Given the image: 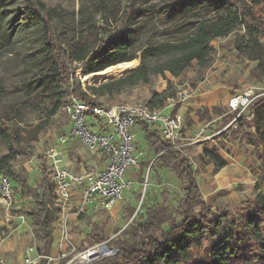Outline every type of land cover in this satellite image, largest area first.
<instances>
[{"label": "trees", "instance_id": "obj_1", "mask_svg": "<svg viewBox=\"0 0 264 264\" xmlns=\"http://www.w3.org/2000/svg\"><path fill=\"white\" fill-rule=\"evenodd\" d=\"M17 3L20 4L15 13L17 29H42L39 62L44 67L34 106L44 105L46 121L33 130L35 136L69 99L76 98L93 106L103 105L99 98L118 96L138 85L149 86L152 77L166 79L168 74L176 79L193 63L204 68L211 62L213 42L240 31L243 35L237 41V49L256 63L252 76L264 79V0H249V3L243 0H175L173 6L177 9L193 13L203 8L207 16L197 18L193 31L183 39L147 45L139 53L129 49L132 35L126 25L133 14L129 0H124L123 9L109 16L99 10V15L103 14V24L89 26L67 46L59 41L55 32L56 11L47 9L41 0H0V24L4 12ZM100 6H106L103 0ZM211 8L214 15L208 17ZM109 19H120L114 33L109 28ZM137 59L139 64L134 69L99 84L83 85L76 76L78 70L83 78ZM171 88L169 84L152 90L145 106L163 109L168 100L175 98L176 92ZM4 94L0 85V146L5 150V154L0 155V174L10 179L13 200L20 201L19 212L31 220L43 243L40 253L48 256L52 228L59 213L54 205L51 172L47 159L38 157L41 180L34 188L12 168V163L27 153L30 142L17 121L18 112L3 105ZM211 111L221 113L216 107ZM248 112L252 118H240L236 130H247L244 138L254 147L259 163L260 176L254 184L256 195L251 204L242 205L235 212L212 210L202 200L190 159L164 142L153 126L140 123L142 137L161 165L173 170L177 178L186 183L184 195L177 209L165 203L148 209L143 222L129 225L113 242L115 254L92 264H264V194L260 190L264 183V96L255 99ZM203 113L210 112L204 109ZM202 155L213 165L214 173L227 165L216 151L203 150ZM148 167L149 163L142 161L139 170L142 172ZM134 212L133 207L128 208L129 217ZM175 214L180 216L179 222ZM40 264H46V260Z\"/></svg>", "mask_w": 264, "mask_h": 264}, {"label": "rangeland", "instance_id": "obj_2", "mask_svg": "<svg viewBox=\"0 0 264 264\" xmlns=\"http://www.w3.org/2000/svg\"><path fill=\"white\" fill-rule=\"evenodd\" d=\"M101 1L41 0L47 9L56 11L55 32L59 41L65 46L84 33L89 26L96 23L103 24V14L99 15V10L102 9L103 13L109 16L123 9L125 5L124 0H103L106 5L103 7L100 6ZM129 1L133 7V14L127 22L126 29L132 35L129 49L136 53L147 45L177 42L183 39L193 31L197 18L207 16L203 8L193 13L183 12L173 6L175 0ZM243 1L249 3V0ZM19 7L20 4L17 3L11 6L10 10L5 11L0 24V33H2L0 34V85L5 91L2 98L3 105L18 112L17 121L23 135L30 142L27 153L19 156L12 163V168L35 188L41 180L38 157L44 156L45 151L56 142L69 123L66 114L60 109L55 116L47 120L44 130L35 136L33 130L46 121L44 105L34 106L36 95L41 89L39 79L44 67L39 62L42 29L40 27H18L17 29L18 18L16 19L15 13L17 14ZM213 15L211 8L208 17ZM119 22L120 19L116 21L109 19V28L113 33L119 28ZM242 35L243 31H240L239 34L214 41L211 62L204 68L193 63L176 79L168 74H166V79L155 76L152 77V83L149 86L138 85L118 96L99 98V102L104 106L121 103L145 105L152 90L157 87H167L169 84L172 87L171 90L176 93L181 89H188L192 94L189 100L194 99L199 90L203 94H209L217 88H228L231 89V96H233L247 87H255L264 79H256L252 76L256 63L249 60L246 53L242 54L237 49V41ZM135 61L137 62L135 66H137L139 61L138 59ZM120 72L122 71L116 69L106 78L95 77L87 82H83L79 76L80 70L77 71L76 76L83 85H92L125 74ZM216 108L219 107L216 106ZM204 109L206 108H199L194 119L189 116V112L184 114L186 119L181 132L182 137L187 140L182 143H187V145L178 149L192 163L204 203L217 212H235L242 205H248L254 201L256 195L254 184L260 176L257 155L254 147L244 138V132L247 131L245 128L237 130L229 128L224 131L222 136L225 142L216 141L213 144L202 141L190 144L191 135L199 125L207 126L205 134L209 135L208 130L212 126L225 128L231 120L232 116H226L221 121L213 123L212 117L203 113ZM219 109L221 113L227 111L226 108L220 107ZM137 140L143 161L153 162L151 170L145 169L140 172L137 168L136 171L130 169L127 172L126 179L131 180L132 184L123 189L120 202L114 206L116 208L118 205L116 210L104 211L94 208L96 206L92 204L82 217L70 218L69 235L76 248L75 254L79 255L92 248H99L103 244L113 249V242L123 235V231L131 224L143 222L146 212L152 207L165 203L173 210L178 208L186 183L180 181L173 170L161 165L158 157L142 136L136 137ZM71 141L79 142L78 138ZM79 144L67 153V159L71 163L69 165L75 171L89 169L94 163H97L99 168L105 165L106 160L100 152H90L80 142ZM203 150L221 153L227 159L228 167H224L225 169L223 168L222 172L219 171L220 173H214L213 165L207 159L202 158ZM4 154L5 150L0 146V155ZM63 160L65 162L66 158ZM260 190L264 194V183ZM20 207V201L15 200L7 207L0 205V259L3 261L2 264H18V259L25 254L24 250L28 247L36 249L39 254L42 251L43 243L32 227L31 220L19 212ZM130 207L135 209L132 217L128 214ZM21 216L24 222L20 220ZM175 218L177 222L181 220L177 214ZM164 227L167 228V226ZM56 238L57 232L52 228L50 254L53 257L56 256L53 248ZM107 256H100L93 262H98Z\"/></svg>", "mask_w": 264, "mask_h": 264}, {"label": "built area", "instance_id": "obj_3", "mask_svg": "<svg viewBox=\"0 0 264 264\" xmlns=\"http://www.w3.org/2000/svg\"><path fill=\"white\" fill-rule=\"evenodd\" d=\"M192 94L188 89H181L165 107H174L188 102ZM264 96V81L255 87H247L234 94L227 101L229 114L234 115L229 124L212 135L205 134L207 126L195 128L190 144L209 141L220 136L229 128L236 129L238 120H250L248 110L255 99ZM164 107V108H165ZM163 109H149L145 105L116 104L112 106H93L71 98L61 110L66 114L68 126L56 142L49 147L44 157L47 159L51 172L50 183L54 193V205L59 209L54 229L57 238L54 241L56 256L39 254L36 249L28 247L25 256L18 264H81L83 258L92 248L82 254H75L76 248L70 239V218L82 217L90 206L95 204L100 210L111 211L120 202L124 188L130 187L131 180L126 179L130 169L136 168L142 160L136 137L140 123L153 126L164 142L174 149L187 143L182 137L185 117L180 113H169ZM92 129V130H91ZM79 142L90 152H100L106 160L102 168L97 163L89 169L75 171L64 162V146L72 139ZM179 150V149H178ZM13 201L12 183L7 176L0 174V205L9 206ZM20 220L24 222L21 216ZM116 253V250L113 254ZM111 254V255H113ZM72 255V257H71ZM102 256H107L101 254ZM100 256L98 253L91 258V264ZM0 264L2 260L0 259Z\"/></svg>", "mask_w": 264, "mask_h": 264}, {"label": "crops", "instance_id": "obj_4", "mask_svg": "<svg viewBox=\"0 0 264 264\" xmlns=\"http://www.w3.org/2000/svg\"><path fill=\"white\" fill-rule=\"evenodd\" d=\"M199 92H200V90H199ZM199 92H197L196 96L194 95L195 96L194 99L189 100V102H187V103H185L183 105H177V107L176 106L175 107H165L164 108V111L165 112H169V113H180L184 117H185L184 114L186 112H189V116L192 119H194L195 116H196L197 110L199 108H201V107H204V108L208 109V111L210 112L209 115L212 117V122L213 123L218 122V121H221V119L224 118V117H226V116H232L231 114H229V112L227 110V101L231 97V89H228V88H221V89H219V88H217V89L209 92V94H205V93L203 94V93H201V92L199 93ZM213 106L214 107L217 106L219 108L220 107L221 108H226L227 111L224 112V113H220V114H213L212 111H211L212 110L211 107H213ZM185 119H186V117H185ZM221 129H223V128H221ZM221 129L218 128V126L214 125V126H212L208 130L209 133H210L209 135H212V133L214 134V133H216L217 131H219ZM137 132H138V136H142V133L140 132V129H138ZM191 136H193V133H192ZM216 141H224L225 142L224 137L222 135L217 136V137H214L213 139H211V140H209L207 142L208 143L215 144ZM137 142H138V140H137ZM75 145H80V144H79V142L76 143V142L70 141L67 144L66 147L64 146V158H66L65 163H67L68 165L71 164V163L67 159V153L70 152V151H72L73 150V147ZM138 147H139V144H138ZM139 151H140V148H139ZM219 155H221L222 158H224L226 160L227 165L225 166V168H227L228 167V164H229L228 161H227V159L221 153ZM142 161H143V157H142V160H140V163ZM144 162H147V161H144ZM140 163H139V165H140ZM152 164H153V162L151 161L149 163V167H148V170L147 171L150 170V167H151ZM139 165L136 168H134L133 170L136 171L137 168H139ZM69 166L71 167V165H69ZM71 169H73V168L71 167ZM224 169L220 170V172H222ZM220 172H218V173H220ZM117 206H116V208H114V210L117 209ZM94 208L98 209V207H94ZM53 248L55 249L54 245H53ZM24 256H25V254L21 258H19L18 261L20 262L23 259ZM2 263H3V261H2Z\"/></svg>", "mask_w": 264, "mask_h": 264}, {"label": "bare ground", "instance_id": "obj_5", "mask_svg": "<svg viewBox=\"0 0 264 264\" xmlns=\"http://www.w3.org/2000/svg\"><path fill=\"white\" fill-rule=\"evenodd\" d=\"M136 61H131V62H128V63H122V64H119L117 66H113V67H109L99 73H95V74H91L89 76H86V77H83V82H87L89 81V79H93L95 77L97 78H106L107 76H109L110 74H112L114 71H116V69H119L121 70L122 72L120 73H126L132 69H134L136 66ZM98 253L99 256H102L101 254H105L103 253V251L101 250H98V249H94V250H90L88 254H86L83 258V261L81 264H87V263H90L91 261V258L94 256V254Z\"/></svg>", "mask_w": 264, "mask_h": 264}, {"label": "water", "instance_id": "obj_6", "mask_svg": "<svg viewBox=\"0 0 264 264\" xmlns=\"http://www.w3.org/2000/svg\"><path fill=\"white\" fill-rule=\"evenodd\" d=\"M122 75H124V74H122ZM122 75H120V76H122ZM120 76H119V77H120ZM83 77H84V76H83ZM101 251H103V253H105V255H111V254H113V253L115 252L114 249L110 248V247L107 246L106 244H104V245L102 246Z\"/></svg>", "mask_w": 264, "mask_h": 264}]
</instances>
